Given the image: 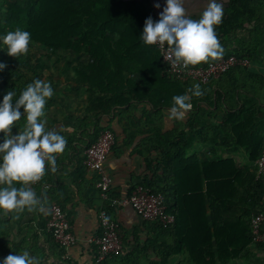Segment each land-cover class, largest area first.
<instances>
[{"label": "crops", "instance_id": "obj_1", "mask_svg": "<svg viewBox=\"0 0 264 264\" xmlns=\"http://www.w3.org/2000/svg\"><path fill=\"white\" fill-rule=\"evenodd\" d=\"M234 1L224 0L222 23L214 27L223 55L247 52L250 65L225 76L220 86L210 87L200 97L188 91L192 107L182 120L169 118L170 107L154 108L149 101L137 97L143 94L142 90L129 96L132 99L128 105L105 112L112 95L90 89L75 69L82 62L87 63L85 55L48 61L52 75H46L43 81L51 84L56 100L44 119L46 127L57 130L67 143L65 150L55 156L56 171L48 164L43 179L29 182L39 204L32 210L26 207L1 214L0 225L11 227L13 237L21 234L14 240L22 239L31 228V234L38 236L36 243L47 264H97L99 215L107 209L109 217L120 226L124 252L101 264H195L194 257L210 260L213 253L218 258L217 243L227 244L230 239L237 241L241 249L244 226L250 224L252 216L254 200L250 197L264 203V191L254 195L247 176L255 170L261 152L259 144L264 141V1L247 0L246 6ZM149 3L158 20L165 0ZM206 5L207 0H187L185 8L189 16L198 19ZM130 78L132 82H142L139 76ZM208 96V100L204 99ZM245 104L252 108L249 113L247 109L244 117L225 122L230 119L228 114L238 115L245 110ZM149 112L156 117V148L149 147L151 125L136 122L146 119ZM241 122L247 124L234 133L231 128ZM105 129H111L117 138L105 164L112 177L108 198L97 186L99 174L85 165L86 148ZM250 132L256 137H251ZM226 161H234L238 169L223 163ZM230 173L234 176L232 185ZM147 180L155 181L165 196L167 209L175 216L170 229H162L156 221H143L131 206L123 203L136 185ZM53 203L64 208L77 239L63 254L52 247L43 229ZM215 230L219 238H215ZM251 248L243 249L231 261L217 260L216 264H253L259 252L253 251L248 260ZM11 253L9 248L0 254V259ZM223 253L232 254L228 249Z\"/></svg>", "mask_w": 264, "mask_h": 264}, {"label": "trees", "instance_id": "obj_2", "mask_svg": "<svg viewBox=\"0 0 264 264\" xmlns=\"http://www.w3.org/2000/svg\"><path fill=\"white\" fill-rule=\"evenodd\" d=\"M239 1L242 3L241 5H247V0H235L234 2ZM239 10L237 9L238 13L242 14L243 12ZM242 10H245V8ZM149 16L154 21H157L152 15L149 0L129 2L124 0H0V36L21 28L31 34L29 46L37 44L42 48L50 49L52 53L64 51L73 56L85 55L87 63L83 64L82 62L75 69L78 76H84L83 82L90 89H96L112 95V99H109L108 109L104 108L105 112L119 106L128 105L134 94H137V90L143 91V94L137 95V97L149 101L154 108L157 106L171 107L174 96L188 94V90L193 88L195 84H200L202 91L207 92L212 86H220V82L225 76L248 68L241 66L232 68L219 79L212 80L210 84L192 81L183 82L176 79L175 76L167 72V67L163 62L160 51L154 45L145 44L140 37L145 20ZM0 49H2L0 50V62L7 64V67L0 72V100H2L3 95L7 91L12 90L16 91L18 97L26 86L35 79L43 80L48 75L47 73L52 75L51 67L44 54L29 52L28 50L27 54L12 57L6 53L7 48L2 43H0ZM231 55L240 59L250 60L247 52L228 53L221 57ZM216 60L218 59L211 60L207 64L192 66L197 68L207 67L209 63ZM131 76H139L142 80L140 84L144 88L139 83L132 82ZM174 92H176V95H174ZM131 95L132 97L130 98L129 96ZM209 97L204 99L208 100ZM55 100L54 94L47 100L45 113ZM13 104H15V101H13ZM195 104L196 102H194ZM245 105L246 109L241 110L238 115L228 114L230 119L227 118L225 122L233 123L231 118L235 120V118H242L247 112L249 113L252 108L248 104ZM246 110L247 112H245ZM21 112L23 113L22 107ZM196 117L199 118L200 116L197 115ZM143 121L151 125L148 131L150 134L149 140H151L149 147L153 146L156 148V117L149 112L146 119L136 120V122L140 123ZM15 123L16 125L14 124L12 128V134L23 131L26 125V114L22 115L21 119ZM245 124L247 123L241 122L239 126L231 129H233L234 133H239V129H242ZM98 133L100 134V132ZM250 133L251 137H256V134ZM2 140L3 133H0V142ZM96 140H91V143ZM259 146L261 152L257 156V160L264 150L263 140L260 141ZM223 163L232 166L234 170L238 169L234 161ZM247 176L254 195L259 193V191H264V182L257 180L256 162L255 170L247 173ZM229 177V185H232L234 176L230 173ZM143 184L154 192L163 194L162 191L156 188L155 181L147 180ZM15 186L19 188L22 184L17 182ZM250 199L254 200V203H251L252 216L256 212L264 210V203L256 202L253 197H250ZM108 202L111 205V201ZM1 214L5 215V211L2 209H0V217ZM47 223L48 220L43 224V229L47 232L50 244L56 251H60L63 254L66 249L55 240L53 232L48 228ZM158 224L164 230L173 226L171 224L168 227H163L159 222ZM29 229V234H24L22 239L16 241L13 238H19L17 236L21 234L18 233L17 236L13 237L11 235V227L0 225V254L9 248H11L13 254H21L23 251H28L30 255L39 260V264H42L41 253L43 250L36 243L38 236L31 234L32 229ZM217 231L215 230L214 233L215 238H219ZM250 231L251 221L249 225L244 226L245 237L243 238L241 249H239V243L231 241V239L227 244L221 245L218 242V258H215L212 253L210 260L194 257V263L216 264L217 260L228 262L239 256L243 249L252 246V251L247 254V259L250 260V256H252L253 251L256 252V249L264 251V243L254 244ZM121 235L123 238L122 233ZM224 249H228V252L232 254L225 255L223 253Z\"/></svg>", "mask_w": 264, "mask_h": 264}, {"label": "clouds", "instance_id": "obj_3", "mask_svg": "<svg viewBox=\"0 0 264 264\" xmlns=\"http://www.w3.org/2000/svg\"><path fill=\"white\" fill-rule=\"evenodd\" d=\"M187 0H165L159 19L146 18L142 41L147 45L165 43L170 46L175 60L185 67L219 59L223 55V47L218 40L215 27L222 23L224 0H207V5L198 19L187 14ZM159 8L160 4L156 3ZM31 34L17 28L0 36V43L6 46V53L12 57L27 54ZM2 50V49H0ZM7 67L0 62V72ZM193 96L200 97L204 93L200 84L188 90ZM54 94L49 82L35 79L17 97L16 91H7L0 100V209L22 211L26 207L32 210L39 204V198L29 186L45 173V161L56 171V157L52 154L62 153L66 147V139L55 129L46 127L45 105ZM191 96L188 94L173 97L169 108V118L182 120L191 109ZM15 101V104H13ZM23 108V113L21 112ZM26 114V125L23 131L12 134L15 122ZM14 182H20L16 187ZM0 264H39V260L28 251L21 254H9L0 259Z\"/></svg>", "mask_w": 264, "mask_h": 264}, {"label": "built area", "instance_id": "obj_4", "mask_svg": "<svg viewBox=\"0 0 264 264\" xmlns=\"http://www.w3.org/2000/svg\"><path fill=\"white\" fill-rule=\"evenodd\" d=\"M124 1L129 2L134 0ZM154 46L160 51L163 62L166 64L167 72L184 82L192 81L210 84L212 80L219 79L232 68L237 66L246 68L250 65L248 59H240L231 55L211 62L207 67L197 68L192 65L185 67L182 62L175 60L170 46L166 43L163 46L160 44H154ZM116 144L117 138L115 133L111 129H105L101 132L98 139L91 143L85 151V165L89 170L99 174L97 186L104 198H108L112 185V177L105 170V164ZM52 155L56 156L57 153ZM48 164L46 160L45 171L48 168ZM256 166L257 180L264 182V150L256 161ZM123 203L131 206L143 221H156L163 227H168L175 222L174 214L167 209L165 196L162 193L154 192L142 183L135 186L132 193ZM99 218L100 234L95 240L98 246L97 264H101L107 258L120 257L124 252V241L118 222L112 220L106 210L100 212ZM47 226L53 232L55 240L66 250L72 248L77 243L76 236L71 231V224L67 213L61 205L53 203L50 206ZM250 236L254 244L264 243V210H260L252 216Z\"/></svg>", "mask_w": 264, "mask_h": 264}, {"label": "rangeland", "instance_id": "obj_5", "mask_svg": "<svg viewBox=\"0 0 264 264\" xmlns=\"http://www.w3.org/2000/svg\"><path fill=\"white\" fill-rule=\"evenodd\" d=\"M29 52H38V53H42L44 54L46 57L45 59L49 62H51V60H62V59H70V58H75V57H72L70 54H67L66 52L64 51H59L58 53H52L50 49H46V48H42L40 47V45H37V44H31L29 46ZM49 74V73H47ZM98 129V128H96ZM259 255L255 256L254 260L253 261V264H264V251L263 250H258L256 249L255 250ZM255 252V253H256ZM13 254V253H12ZM41 262L42 264H47L46 262H44V259L41 258Z\"/></svg>", "mask_w": 264, "mask_h": 264}]
</instances>
